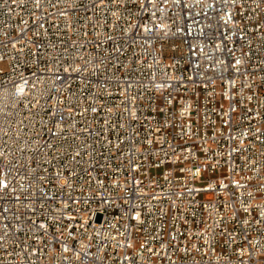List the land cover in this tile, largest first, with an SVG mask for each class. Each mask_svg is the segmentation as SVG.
Listing matches in <instances>:
<instances>
[{"label":"built area","instance_id":"built-area-1","mask_svg":"<svg viewBox=\"0 0 264 264\" xmlns=\"http://www.w3.org/2000/svg\"><path fill=\"white\" fill-rule=\"evenodd\" d=\"M0 264H264V0H0Z\"/></svg>","mask_w":264,"mask_h":264}]
</instances>
